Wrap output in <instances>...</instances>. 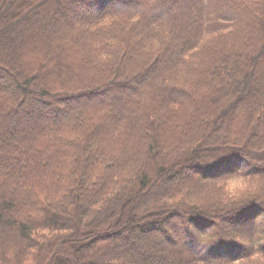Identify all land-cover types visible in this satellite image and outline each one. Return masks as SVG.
<instances>
[{"label": "trees", "instance_id": "obj_1", "mask_svg": "<svg viewBox=\"0 0 264 264\" xmlns=\"http://www.w3.org/2000/svg\"><path fill=\"white\" fill-rule=\"evenodd\" d=\"M163 262L264 264V0H0V264Z\"/></svg>", "mask_w": 264, "mask_h": 264}, {"label": "rangeland", "instance_id": "obj_2", "mask_svg": "<svg viewBox=\"0 0 264 264\" xmlns=\"http://www.w3.org/2000/svg\"><path fill=\"white\" fill-rule=\"evenodd\" d=\"M163 15H166V13H163ZM53 24L55 25V27H57L58 29L60 28L61 29V23H60V19L58 18V19H56L55 18V21H53ZM63 27V26H62ZM154 75H151L149 78H151V77H153ZM144 82H148V78L147 79H145L144 80ZM4 85L7 87V89H9V81H7V80H4ZM119 92H121V91H119ZM124 93L126 94L127 92L126 91H124ZM105 96V95H104ZM123 98H122V96H119L118 95V93H117V95L115 96V98H113V100H111V101H108V102H106V101H104V102H106V104L108 103V105H110V104H112V102H113V104H116L115 106H117V104L118 105H120L121 103H123ZM77 105H79V102H74V103H71L70 104V107H73V106H77ZM79 107V106H78ZM68 110V109H67ZM37 111H38V109H37ZM45 113H48V112H45ZM64 114H66V113H62V112H52L51 114H49L50 115V117H48L47 116V114L46 115H43L42 116V118L41 119H37L38 121L39 120H41V121H43V119L44 120H46V121H51L50 123H55V122H57L58 120H63V115ZM68 114V113H67ZM120 120H123V119H120ZM50 125H53V124H50ZM109 146L111 147V148H113L114 146L112 145V142H109ZM182 179H180V180H178V179H173V180H171V182H170V185L168 186V187H170V189L171 188H173L176 184H177V182H179V181H181ZM162 264H165L164 262L162 263Z\"/></svg>", "mask_w": 264, "mask_h": 264}]
</instances>
